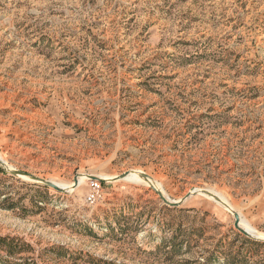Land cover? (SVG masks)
<instances>
[{"label":"rangeland","instance_id":"1","mask_svg":"<svg viewBox=\"0 0 264 264\" xmlns=\"http://www.w3.org/2000/svg\"><path fill=\"white\" fill-rule=\"evenodd\" d=\"M0 264H264V0H0Z\"/></svg>","mask_w":264,"mask_h":264},{"label":"water","instance_id":"2","mask_svg":"<svg viewBox=\"0 0 264 264\" xmlns=\"http://www.w3.org/2000/svg\"><path fill=\"white\" fill-rule=\"evenodd\" d=\"M14 171H15V174L18 175V176H20V175H26V176H28L29 178H31L32 180H34L36 182L38 181V182H41V183H43V184H45L47 186H50V187H53V188L55 187L58 190H62V191H66L67 190L66 188H63V187L58 186V184H56L55 182L53 183L52 181L47 180V179H45L43 177H40L38 175L35 176V175H32V174H30L28 172L21 171V170L20 171L14 170ZM128 173H129V171L124 172L122 175H120L117 178H121L122 179ZM140 174L144 177L145 180H147V181H151L152 180V176H150L148 173L141 171ZM87 177H90L93 180H99V181L102 180V178H100V177H98L96 175H93V174H88ZM78 184H79V179H78V176H76L75 179H74V187H77ZM152 187H153V189L157 193H159V195L161 196V198L164 201H166V203H168L170 206H174V207L175 206H178V205L182 204L184 202V200H186L187 198L191 197L193 194H195V193H203L204 195H206L208 197H211L214 200L220 202L224 207L230 208V206H229L228 203H226L223 200H221V198L218 195H216L215 193H213V191H211L210 189L209 190L208 189H202L201 191L192 190L190 193H188L185 197L181 198L180 200H178V201L177 200L172 201V200H169L165 196L164 192L161 189L156 188L155 185H152ZM232 212H233V215L236 217V222H235L236 223V226L239 227L243 232H246V233H248L250 235H253L252 233H249L247 230H244L243 228H241V226H240V221H241L240 214L238 212H236L235 210H232Z\"/></svg>","mask_w":264,"mask_h":264},{"label":"bare ground","instance_id":"3","mask_svg":"<svg viewBox=\"0 0 264 264\" xmlns=\"http://www.w3.org/2000/svg\"><path fill=\"white\" fill-rule=\"evenodd\" d=\"M140 172H141V170L140 171H136V170H131V171H129V173L128 174H130V173H136L137 174V176H138V178H141L142 180H140V181H133V182H137V183H140V182H146L147 184H150L151 186L152 185H155L156 186V188H159V189H161L163 192H164V194H165V196L169 199V200H172L169 196H168V194L165 192V190L163 189V187H161V185L160 184H158V182H156L155 181V179L152 177V180L151 181H147V180H145L144 179V177L140 174ZM127 174V175H128ZM126 175V176H127ZM20 176H23L24 178H28V176H26V175H20ZM78 176V179H79V183L80 182H82L87 176H88V174H78L77 175ZM125 176V177H126ZM98 177H100V178H105V177H102V176H98ZM118 176H109V177H106L107 179H116ZM122 179H125V180H128V179H126V178H122ZM129 181V180H128ZM54 183V182H53ZM79 185V184H78ZM59 186V185H58ZM74 187V180H73V182H72V184H71V186H70V188H66V189H68V190H70V191H72V188ZM197 190V189H196ZM197 191H201V189H198ZM217 195V194H216ZM206 196V195H205ZM208 197V196H207ZM209 198V197H208ZM211 198V197H210ZM178 200H180V199H178ZM177 200V201H178ZM212 200H214L213 198H212ZM221 200H223V199H221ZM172 201H175V200H172ZM224 202H226V203H228L229 204V206H230V208L229 209H231V210H235L234 209V206L231 204V203H229L228 201H225V200H223ZM218 202V201H217ZM218 203H220V202H218ZM221 204V203H220ZM224 207V206H223ZM240 226H241V221H240ZM254 235V234H253ZM256 236V235H255Z\"/></svg>","mask_w":264,"mask_h":264},{"label":"built area","instance_id":"4","mask_svg":"<svg viewBox=\"0 0 264 264\" xmlns=\"http://www.w3.org/2000/svg\"><path fill=\"white\" fill-rule=\"evenodd\" d=\"M98 185V184H96ZM100 192L99 189H97L96 191H93L91 194H89L87 200L90 202H93L96 199V195Z\"/></svg>","mask_w":264,"mask_h":264}]
</instances>
